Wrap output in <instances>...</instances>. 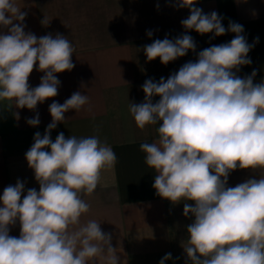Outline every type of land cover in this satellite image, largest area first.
I'll return each instance as SVG.
<instances>
[{"label": "clouds", "instance_id": "1", "mask_svg": "<svg viewBox=\"0 0 264 264\" xmlns=\"http://www.w3.org/2000/svg\"><path fill=\"white\" fill-rule=\"evenodd\" d=\"M196 3L176 0L179 8L190 11L181 21L186 30L214 36L230 31L234 38L200 51L195 62L185 63L166 80H146L144 101L130 103L129 111L140 129L159 124L158 140L142 143L140 150L154 170L156 194L174 205L184 202V215L194 217L182 246L190 264H264V175L227 186L237 168L264 171V80L254 83L255 69L244 78L236 74L252 63L248 53L259 38L249 44L242 25L230 22L226 29L222 16L206 14ZM26 16L16 0H0V28L7 29L0 32V101L35 110L38 103L57 96L56 74L75 67V49L59 33L37 38L25 32ZM42 24H49L46 18ZM195 49L194 39L185 33L174 40L155 39L143 51L148 61L159 58L167 65ZM37 64L44 75L32 88L28 80ZM155 96L160 99L153 103ZM87 104L89 97L77 91L63 104L49 106L52 122L43 136L35 133L25 153L39 191L30 188L24 194L20 180L4 188L0 264H95L96 257L105 264H121L101 223L80 220L90 209L82 196L95 192L102 171L116 164L115 152L98 135L77 138L61 132L54 142L50 136L66 112H78ZM27 123L38 126L39 114ZM17 222L18 238L9 235ZM169 259L171 253L159 264Z\"/></svg>", "mask_w": 264, "mask_h": 264}, {"label": "crops", "instance_id": "2", "mask_svg": "<svg viewBox=\"0 0 264 264\" xmlns=\"http://www.w3.org/2000/svg\"><path fill=\"white\" fill-rule=\"evenodd\" d=\"M16 3L27 13L25 32L37 38L48 34L55 37L59 33L69 39L75 49L72 56L75 67L56 74L60 81L57 96L38 103L35 110L17 109L8 100L0 101V196L5 187L15 185L17 180L25 184L24 194L30 188L39 191L25 153L34 143L35 133L43 136L52 122L49 106L53 102L63 104L80 91L89 97V104L78 112H66L65 120L51 131V139L54 142L61 132L65 137L77 138L98 135L117 156L116 164L102 171L95 192L82 196L90 209L81 216V224L89 220L101 223V230L111 234V244L121 264H159L167 253H171L172 259L165 264H190L182 246L188 236L187 226L194 217L184 215V202L174 205L156 194L152 186L154 170L148 168L146 154L140 150L142 143L158 140L159 124L140 129L129 104L144 101L142 85L146 80L159 82L161 77L166 80L185 63L195 62L200 51L230 42L235 33L226 31L214 36L186 30L181 21L190 11L179 8L176 0H16ZM195 6L206 14L216 11L223 17L226 29L230 22L242 25V34L249 44L259 38L248 53L252 63L241 66L236 74L244 78L255 69L254 83L264 80V0H197ZM44 18L48 25L42 24ZM149 30L153 33L151 37L147 35ZM6 31L0 28V32ZM185 33L194 39L195 51L189 50L167 65L159 58L148 61L144 46L155 39L167 36L174 40ZM37 68L38 64L29 76L32 88L40 84L44 75ZM159 99L153 97V103ZM37 113L39 125L30 126L27 120ZM262 175L264 171L237 168L230 173L227 186L235 187ZM9 235L19 237V222L10 227ZM95 264L105 261L96 257Z\"/></svg>", "mask_w": 264, "mask_h": 264}]
</instances>
